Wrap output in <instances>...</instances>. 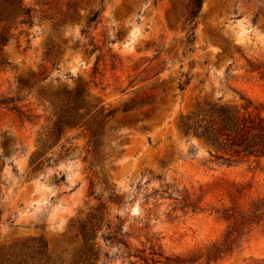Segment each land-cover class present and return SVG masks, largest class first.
Returning <instances> with one entry per match:
<instances>
[{"label":"rangeland","instance_id":"obj_1","mask_svg":"<svg viewBox=\"0 0 264 264\" xmlns=\"http://www.w3.org/2000/svg\"><path fill=\"white\" fill-rule=\"evenodd\" d=\"M25 2L33 23L13 30L0 52V101L20 99L0 103V249L11 260L28 259L31 250L20 246L38 241L57 254L66 249L70 260L77 243L73 224L102 201L114 224H124L131 236L141 221L157 231L165 255H184L223 235L228 221L216 210L229 204L234 186L241 202L264 196V159L209 162L208 146L178 127L198 103L242 104L244 97L264 113V80L247 71L246 61L264 60V10L257 13V2L205 0L193 29L186 21L192 0ZM97 10V21L87 25ZM80 86L118 109L107 126L111 157L104 177L90 165L81 128L45 142L41 134L53 113L39 91L51 95ZM142 98H155L151 116L152 107L122 111ZM176 189L195 192L200 209L180 210ZM101 233L105 264L134 262ZM129 241L134 244L133 237ZM212 264H264V221L240 249Z\"/></svg>","mask_w":264,"mask_h":264},{"label":"trees","instance_id":"obj_2","mask_svg":"<svg viewBox=\"0 0 264 264\" xmlns=\"http://www.w3.org/2000/svg\"><path fill=\"white\" fill-rule=\"evenodd\" d=\"M204 1L192 0L191 2V8L186 19L187 23L192 25L191 29H193L194 21L202 10ZM247 1L258 3L257 13L264 10V0ZM100 11L97 10L89 14L86 24L97 21ZM32 23V7L25 0H0V52L14 37L13 30L19 25H32ZM193 39L194 33L192 32L189 37V44L192 43ZM77 46L78 44H76V48ZM246 61L247 71L256 72L264 80V60L252 61L246 58ZM20 80L24 85L31 84L30 77H21ZM188 83L189 77L179 84V89L183 91ZM39 95L44 99L48 98L49 107L52 108L53 113L52 117L48 118L51 120L50 123L41 132L42 136L45 137L44 142L50 139H60L64 131L81 128L84 135L88 137L87 151L90 152L92 158L90 165L98 166V172L104 177L105 164L111 157L110 151L107 150L108 144L105 142L107 126L115 118L118 109L107 107L85 86L72 89L64 88L51 95L41 89ZM243 99L244 103L242 104L219 101L203 105L198 103L190 113L180 118L178 127L181 134L186 137L197 138L208 146L210 158L207 161L232 165L250 159L255 161L264 159V113L262 107L251 99L244 97ZM14 100L20 99H6L0 103L8 104ZM154 105L155 98L134 99V105H124L122 111L129 112L133 109L134 111H141L146 107H152L146 112V116H151L154 112ZM13 108L18 107L14 105ZM19 112L22 115L25 113L22 110ZM139 119L140 117L137 115L135 121ZM36 154L39 155L38 157L41 156L40 151ZM102 184L106 188L108 187L104 178ZM175 191L181 197H174L180 210L196 211L200 209L198 204L202 201L196 200L195 192L185 189V193H187L181 195L178 189ZM240 194L239 188L234 186L228 191L229 204L216 210L228 221V226L223 235L206 247L192 250L184 255H165L157 231L141 221L134 223V236H131L124 224H114L110 213L107 211V202L102 201L73 224L76 230L77 243L70 260H66L64 257L65 254H68L66 249L57 254L50 251L46 243L38 241L30 246L27 244L20 246L19 251L22 252L24 248H27L32 253L23 262L11 260L8 257L9 254L5 253L6 248L0 249V264H105V259L102 257L97 242L100 232H102L101 237L104 240L122 245L126 249V257L134 258V262L130 261L132 264L216 263L240 249L253 228L264 221V196L249 198L247 201L241 202ZM171 196L172 194H169L168 197L173 198ZM99 199L101 200V198ZM117 219L120 221L119 216ZM104 228H106L105 231ZM130 237L134 238V244L130 243ZM105 256L107 257L106 253Z\"/></svg>","mask_w":264,"mask_h":264}]
</instances>
